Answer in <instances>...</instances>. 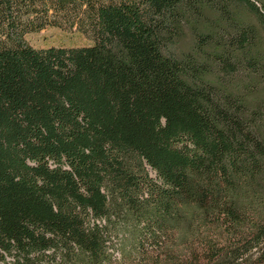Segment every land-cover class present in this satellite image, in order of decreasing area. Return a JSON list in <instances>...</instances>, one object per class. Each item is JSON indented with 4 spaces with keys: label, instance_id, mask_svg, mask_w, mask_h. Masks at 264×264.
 Instances as JSON below:
<instances>
[{
    "label": "trees",
    "instance_id": "16d2710c",
    "mask_svg": "<svg viewBox=\"0 0 264 264\" xmlns=\"http://www.w3.org/2000/svg\"><path fill=\"white\" fill-rule=\"evenodd\" d=\"M0 264H264V0H0Z\"/></svg>",
    "mask_w": 264,
    "mask_h": 264
},
{
    "label": "rangeland",
    "instance_id": "374dc122",
    "mask_svg": "<svg viewBox=\"0 0 264 264\" xmlns=\"http://www.w3.org/2000/svg\"><path fill=\"white\" fill-rule=\"evenodd\" d=\"M26 39L36 48L51 46L76 47L91 44L90 39L75 29L64 30L57 27H45L40 31L29 33Z\"/></svg>",
    "mask_w": 264,
    "mask_h": 264
}]
</instances>
